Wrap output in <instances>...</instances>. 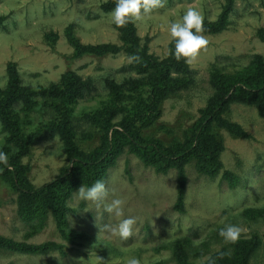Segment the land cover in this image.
Here are the masks:
<instances>
[{"label": "rangeland", "instance_id": "obj_1", "mask_svg": "<svg viewBox=\"0 0 264 264\" xmlns=\"http://www.w3.org/2000/svg\"><path fill=\"white\" fill-rule=\"evenodd\" d=\"M105 1L0 0V15L4 16L0 24V90L7 86L9 62L16 64L22 84L29 88L56 83L65 71L88 78L90 89L76 103L70 121L73 138L84 151L105 137L95 118L111 92L106 88L107 80L120 84L152 71L148 67L146 72H138L123 48L102 56L75 54L77 45L111 43L123 47L120 32L111 22L112 10L102 7ZM224 4L225 0H166L165 7L134 23L139 45L159 63L170 53L168 29L172 22L181 19L189 8L199 11L203 21H214ZM261 29L264 33V0H235L225 29L215 34L201 33L209 43L191 65L187 64L188 86L167 95L160 104L159 116L150 125L135 128L141 137L147 141L159 139L165 145L186 144L193 138L192 126L213 91L211 73L244 70L254 54L264 60ZM69 30L73 41L68 37ZM134 102L121 99L123 106ZM13 112L24 133L39 130L20 161L30 182L40 186L67 163L60 137L46 129L54 114L40 98L31 111L24 112L23 104H19ZM223 117L240 125L249 137L237 136L217 123L212 125L213 134L224 145L221 168L216 175H209L197 170L195 159L183 165V210L175 208L178 169L156 172L130 145L123 147L99 179L109 189L106 203L117 197L126 201L122 217L81 201L76 194L79 186L67 200L64 225L58 227L51 213L41 225L39 220L27 221L17 212V192L0 177V237L60 246V250L47 253L0 247V264H126L133 257L140 264H233L238 257L237 243H225L218 234L226 225L241 228L238 241L257 238L249 264H264V219L245 213L264 210V116L253 105L234 102ZM6 138L0 124V151L8 155L9 164L13 148ZM224 174L234 175L235 183L232 185ZM128 217L136 219L128 240L104 229Z\"/></svg>", "mask_w": 264, "mask_h": 264}, {"label": "trees", "instance_id": "obj_2", "mask_svg": "<svg viewBox=\"0 0 264 264\" xmlns=\"http://www.w3.org/2000/svg\"><path fill=\"white\" fill-rule=\"evenodd\" d=\"M234 1L225 0L223 10L216 20L203 21V33L215 34L226 28ZM102 7L106 11L113 10L115 0H106ZM3 20L4 16L0 15V24ZM113 25L120 32L123 47L111 43L77 45L75 54L86 52L102 56L116 53L123 48L128 55L140 58L139 62L132 64V67H138V72H146L148 67H151L152 71L149 75L127 79L120 84L112 79L107 80L106 88L111 92L95 118L104 130L105 137L88 151L78 147L73 138L70 121L76 103L90 89L91 81L88 78L83 79L73 71H65L56 83L34 89L22 84L14 62L7 65V86L5 90H0V124L7 132L6 140L12 146L13 154L9 160L10 170L4 165L0 166V177L9 181L17 192V212L24 220H39L41 225L48 213H51L58 227L64 225L68 211L67 200L72 192L81 185L88 187L101 179L106 169L115 162L123 147L127 145H130L132 151L147 164L153 166L156 172L166 173L169 168L174 167L178 169L175 208L183 210V165L195 159L197 170H203L209 175H216L221 168L220 155L224 145L213 134L212 125L217 123L237 136L249 137L240 125L223 117V113L234 102L253 105L258 113L264 116V60L260 54H254L250 66L244 70L232 73L215 70L211 73L209 82L213 91L192 126L193 138L186 144L178 142L165 145L159 139H143L135 128L150 125L153 119L159 116L160 104L167 95L188 86L189 80L185 76L189 73L188 65L183 59L177 61L170 53L167 59L156 63L147 54L146 49L140 47L134 23H129L123 28ZM260 36L264 40L262 29ZM68 37L73 41L70 30ZM170 50L174 51V43L170 44ZM125 84L128 85L124 86ZM37 98L42 99L46 109L54 114V119L46 129L60 137L67 155V163L52 180L36 187L26 176V169L20 159L28 152L39 130L24 133L13 109L16 105L23 104L24 112L31 111L37 103ZM130 98L135 101L133 105L123 106L121 99ZM120 114V119L113 122L112 120ZM226 176L233 185L235 176ZM245 213L250 218L262 216L264 219L263 209H250ZM236 243L238 257L233 264H249L250 256L257 248V238L253 236L249 240ZM0 247L26 253L60 250V246L54 242L27 244L4 237H0ZM176 247L180 246L177 244Z\"/></svg>", "mask_w": 264, "mask_h": 264}, {"label": "clouds", "instance_id": "obj_3", "mask_svg": "<svg viewBox=\"0 0 264 264\" xmlns=\"http://www.w3.org/2000/svg\"><path fill=\"white\" fill-rule=\"evenodd\" d=\"M166 0H115V7L110 12L111 22L117 28L126 27L129 23L140 21L143 16L149 15L155 9L165 7ZM170 43H174V51L170 54L177 61L183 59L185 63L191 65L198 57L200 51L208 45L209 41L201 33L204 32L203 17L199 11L189 8L181 19L172 22L169 26ZM129 63L139 62L138 56H130ZM55 139V136H54ZM8 155L0 151V164L5 167L8 164ZM78 198L87 203L91 202L97 208L103 207L104 211L116 217L123 216V207L126 201L122 198H113L106 203L109 197V189L104 181L96 180L91 186L81 185L76 191ZM136 223L134 217L121 219L115 226L105 225L104 229L113 236H118L121 240H128L133 234V226ZM219 236L225 243L234 244L241 235V228L236 225H226L219 230ZM126 264H140L139 259L130 258Z\"/></svg>", "mask_w": 264, "mask_h": 264}]
</instances>
